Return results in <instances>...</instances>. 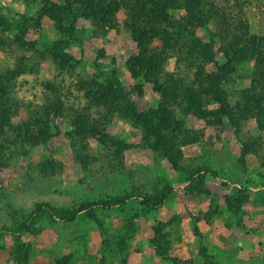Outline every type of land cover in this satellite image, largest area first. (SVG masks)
<instances>
[{
	"label": "rangeland",
	"instance_id": "1",
	"mask_svg": "<svg viewBox=\"0 0 264 264\" xmlns=\"http://www.w3.org/2000/svg\"><path fill=\"white\" fill-rule=\"evenodd\" d=\"M61 2L0 0V15L10 24L0 27V76L8 79L15 101L11 125L48 113L58 131L24 156L0 153V264H264V100L249 98L254 60L235 63L220 88L236 117L233 127L207 84L215 65L189 57L188 39L182 47V41L172 44L175 53L154 38L148 49L162 53L160 69L145 77L128 68L138 47L125 9L115 8L106 24L77 11L69 26L64 21L63 33L43 10ZM169 14L171 23L185 15ZM239 15L264 46V0H244ZM29 23L35 28L21 47L17 25ZM193 33L213 45L217 64L225 62L227 40L219 39L212 21ZM55 43L80 64L60 66L50 54ZM164 73L192 89L193 104L181 95L164 104ZM113 78L139 109L164 105L170 111L165 130L180 150L175 166L148 146L124 99L96 102L92 84L109 87ZM57 102L58 118L52 116ZM160 192L167 198L156 208L135 199ZM240 193L247 197L243 203L234 201ZM120 195L133 198L71 223L43 219L29 231H9L42 204L66 209ZM154 229L166 260L156 255Z\"/></svg>",
	"mask_w": 264,
	"mask_h": 264
},
{
	"label": "trees",
	"instance_id": "2",
	"mask_svg": "<svg viewBox=\"0 0 264 264\" xmlns=\"http://www.w3.org/2000/svg\"><path fill=\"white\" fill-rule=\"evenodd\" d=\"M244 0H62L61 3L53 5L51 8L43 10L47 16L58 24L59 31L66 33L67 27H64V21L69 26V21L76 15L77 11H81L92 22L97 24H106L113 17V12L118 8L126 11L125 25L131 34L132 40L138 47V54L128 61V68L137 74H143L145 77L156 74L159 69V63L162 59V53L156 48L149 50L148 46L154 38H160L168 48L177 53L176 48L172 47L174 42L182 41V45L186 39L191 45L187 52L189 57L197 59V57L206 61V64L213 63L217 69L215 74H206L208 79V87L213 89L217 94L220 111L226 116L233 127L237 126L236 117L226 103L225 97L222 95V82L231 78L235 70V63L241 60H254L256 68L251 76V82L254 87L249 98L256 103L264 100V46L256 41L258 38L249 33L247 22L239 15L241 5ZM116 8V9H115ZM175 10L184 11L185 15L171 23L169 12ZM236 11V15L233 14ZM111 18V19H110ZM74 19V18H73ZM212 21L218 30L217 36L220 40H227L228 48L224 51L225 62L217 64L214 59L213 45L204 43L197 39L193 33V29ZM27 22V21H26ZM0 27H10L8 20L0 15ZM35 27L30 23L26 25H17V32L20 37L19 46L26 45L22 40L23 37L30 33ZM171 29V31H169ZM194 35V36H193ZM18 36V35H17ZM254 38V39H250ZM264 40V39H263ZM164 52L165 48L160 49ZM50 54L56 62L62 66H78L80 60L72 54L64 51L60 44H54L50 49ZM180 57V54L178 55ZM198 60V59H197ZM137 68V69H136ZM198 72H196L197 74ZM167 78L165 80L166 87L162 91L164 104L169 103L173 98L183 96L189 103L193 104L192 89L185 85L180 78H174V74L164 73ZM4 79V80H3ZM112 86H104L93 83L97 92L94 94L96 102L109 103L119 98L126 101L129 109L128 117L142 126L144 140L148 141V146L160 153L163 158L175 166L179 160L180 150L176 147L174 140L168 136L167 122L170 111L164 105L157 110L148 109L141 110L136 103L128 99L124 88L113 78ZM173 88V89H172ZM258 88L259 91L254 93ZM10 86L8 79L0 76V153L9 156H24L27 150L46 144L47 141L58 134L54 127L48 123V113L44 118L30 115L29 121L21 123L19 126L11 125L13 109L15 101L9 97ZM101 91H99V90ZM159 90H161L159 88ZM91 94V91H89ZM167 103V104H168ZM61 103L57 102L52 110V116L58 118L61 115ZM81 120L75 118L74 123L80 124ZM32 127V128H31ZM4 135V137H2ZM133 198L129 195H120L108 199L97 201H86L66 209H53L48 205L42 204L22 222H17L9 231L13 234L29 231L32 226L43 219L49 221L57 220L60 222L71 223L75 221L81 214L92 213L95 209L112 210L113 208L125 206L129 200ZM167 197L163 193L154 196H136L135 199L140 200L139 204L148 209L161 206ZM246 196L241 193L234 201L243 203ZM157 230V231H156ZM156 239L153 241L155 245L156 255L161 259L164 258L166 247H161L158 242V229H154ZM164 250V251H163Z\"/></svg>",
	"mask_w": 264,
	"mask_h": 264
},
{
	"label": "crops",
	"instance_id": "3",
	"mask_svg": "<svg viewBox=\"0 0 264 264\" xmlns=\"http://www.w3.org/2000/svg\"><path fill=\"white\" fill-rule=\"evenodd\" d=\"M239 234H240V233H239ZM236 241H237V242H240V241H242V240H240V239H238V238H237V240H236Z\"/></svg>",
	"mask_w": 264,
	"mask_h": 264
}]
</instances>
